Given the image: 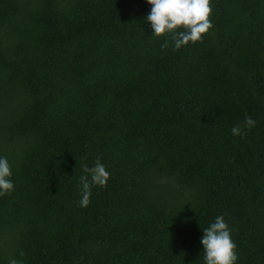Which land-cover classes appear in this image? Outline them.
Instances as JSON below:
<instances>
[{"label": "trees", "instance_id": "1", "mask_svg": "<svg viewBox=\"0 0 264 264\" xmlns=\"http://www.w3.org/2000/svg\"><path fill=\"white\" fill-rule=\"evenodd\" d=\"M211 5L202 43L162 50L147 0H0V264H205L221 215L264 264V0Z\"/></svg>", "mask_w": 264, "mask_h": 264}, {"label": "clouds", "instance_id": "2", "mask_svg": "<svg viewBox=\"0 0 264 264\" xmlns=\"http://www.w3.org/2000/svg\"><path fill=\"white\" fill-rule=\"evenodd\" d=\"M151 10L145 17L150 24L152 35L168 36L161 45L162 50L169 46L178 50L189 43L203 42V36L213 28L211 0H147ZM256 121L246 116L244 125L254 127ZM233 136L243 135L242 127L237 125L231 129ZM82 196L78 202L81 208L90 203L91 187H106L110 173L97 159L94 166H81ZM90 174V180H89ZM12 168L6 157H0V196L10 194L14 184L10 177ZM200 243L203 245L205 264H236L238 259L236 244L232 240L231 230L224 217L217 216L215 221L203 230ZM23 256V253H20ZM9 264H23V261L12 258Z\"/></svg>", "mask_w": 264, "mask_h": 264}]
</instances>
